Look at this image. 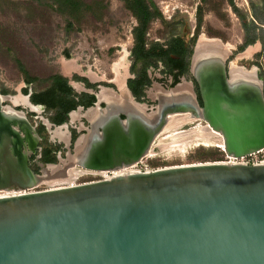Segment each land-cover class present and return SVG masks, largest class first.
I'll use <instances>...</instances> for the list:
<instances>
[{
  "label": "water",
  "instance_id": "1",
  "mask_svg": "<svg viewBox=\"0 0 264 264\" xmlns=\"http://www.w3.org/2000/svg\"><path fill=\"white\" fill-rule=\"evenodd\" d=\"M196 44L187 65L191 80L156 93L151 116L132 100L125 78L118 86L114 79L92 82L75 67L72 73L86 84L106 85L96 91L67 85L94 99L82 113L77 109L86 126L76 120L73 128L74 112L61 125L51 124L40 115L44 106L29 101L30 92L0 94V264H264V163L133 169L152 154L153 138L170 118L202 121L226 157L264 150L257 68L237 67L252 74L230 75L229 51L197 50ZM13 98H24L25 105ZM105 100L112 107L101 108ZM38 130L61 145L55 163L38 161ZM74 168L107 177L36 190L71 179Z\"/></svg>",
  "mask_w": 264,
  "mask_h": 264
},
{
  "label": "rangeland",
  "instance_id": "2",
  "mask_svg": "<svg viewBox=\"0 0 264 264\" xmlns=\"http://www.w3.org/2000/svg\"><path fill=\"white\" fill-rule=\"evenodd\" d=\"M75 1L79 7L70 16L51 11L36 0H0V94L15 96L17 92L22 94V90L39 92L50 84L48 78L54 74L62 77L64 73L71 80L73 67L80 77L92 82L113 79L114 83L122 82L132 65L133 72L138 71L140 62H134L131 55L136 21L123 3L120 0ZM151 1L160 19L148 24L144 35L146 48L179 38L190 51L201 37L209 41L217 39L232 54L228 61L230 68L255 67L264 77V0ZM248 38H258V41L246 45ZM247 52H250L248 57ZM186 77L190 78L187 72ZM27 78L32 80L29 84L25 82ZM18 102L23 105L25 99ZM40 115L48 117L45 112ZM27 119L31 123L33 116ZM174 120L158 136L153 156L142 159V165L156 169L224 160L218 139L205 131L202 132L207 135L206 139H202L203 122L179 124L173 123ZM189 141L192 143L183 145ZM75 171L85 172L74 168L71 179L52 180L36 190L105 178Z\"/></svg>",
  "mask_w": 264,
  "mask_h": 264
},
{
  "label": "trees",
  "instance_id": "3",
  "mask_svg": "<svg viewBox=\"0 0 264 264\" xmlns=\"http://www.w3.org/2000/svg\"><path fill=\"white\" fill-rule=\"evenodd\" d=\"M39 4L47 7L51 11L60 14L72 15L79 7V3L75 0H36ZM124 8L135 19L136 27L133 29V47L131 55L134 62H140V67L137 72H133V65L130 67V72L143 78L144 69L149 66H154L157 61H162L165 65L179 67L184 73L187 72L188 58L190 51H188L181 39L171 38L163 45H151L149 48L145 47V32L148 24L156 19H160V13L151 0H120ZM255 39L248 38L244 44H252ZM169 55L177 57L172 60ZM187 58V60H186ZM22 75L26 78V73L23 69H19ZM50 84L39 91L33 92L29 101L34 105H42L46 111H51L56 114L54 119L55 124H59L64 120V115L67 111L72 109L74 102L69 99L72 92L67 87V80L60 75H52L48 78ZM32 80L27 78L25 82L29 84ZM23 94L25 90L21 91ZM3 93V92H2ZM43 163H53L52 156L49 155L48 150L41 153Z\"/></svg>",
  "mask_w": 264,
  "mask_h": 264
},
{
  "label": "flooded vegetation",
  "instance_id": "4",
  "mask_svg": "<svg viewBox=\"0 0 264 264\" xmlns=\"http://www.w3.org/2000/svg\"><path fill=\"white\" fill-rule=\"evenodd\" d=\"M255 41L257 42L258 38H256ZM169 58L172 60H175V61L178 59L177 57H173L171 55H169ZM128 73H129L128 75H125L124 77H122V80H123V78H125V84H126L128 91L130 92V94L132 96V100L136 103L144 105L146 107V114H150V116H151V114L154 115L153 113H154L155 105L157 104L156 98H155L156 93L158 94L156 96H159V94H162L161 91H163L165 93L169 89H172V88H174L180 84L182 85L183 81L191 80L190 78L186 77V72L184 73L179 67L172 66L171 64L165 65V63L162 61H157L154 66H149V67L145 68L144 72H143V76H144L143 78H140L136 74L130 72V69L128 70ZM259 77L262 81V96L264 99V77H261L260 74H259ZM70 82H72L74 84H82L84 86L83 88H85L86 90H90V91H96L98 86H106L104 83H100L98 85L97 84L88 85L85 83V81L83 79H80V78L75 77V76H72L71 80L66 82V85H68ZM115 83L118 86L121 83V80H116ZM74 89L79 91L77 94L74 91H71L72 94L69 97V99H71L74 102V106L72 107V109H70L69 111H67L65 113L64 120L62 122H60L59 124H55V122H54L55 121L54 119L56 118V114L54 112H51V111H46V109L44 107L43 113L44 112L46 113V115L48 116L47 118L51 122V124H53L55 126L61 125L62 123L67 121L68 113L74 112L73 114L70 115V120L74 121L73 126H75V127H73V128L77 129L78 125H77L76 120H78V121L80 120V122H81L80 113H82L85 109L93 106L94 99L92 96H90L89 94H87L84 91H80V89L77 86H75ZM194 92L196 94L197 105L199 107H201V101H200V98L197 94V90H196L195 86H194ZM25 93H27L26 90H25ZM32 93L33 92H30V96H29L30 98H31ZM151 97L153 98V100H151ZM99 104H100L101 108L112 107L111 103H108L107 101H106V104L103 102H100ZM78 108H81L80 113L77 110ZM38 111H41V109H39ZM175 121H176V123L179 122V124L182 123L181 122L182 119H180V118H176ZM81 123H83V126H86L85 122H81ZM170 125H169V120H168L165 123V125L162 127V129L158 132L157 136L153 138L152 146L154 148H156L158 136L162 133V131H164L166 129L167 126L169 128ZM200 127H206V126L203 125ZM74 129H71V131H70L72 137L75 136ZM79 132H81V131H79ZM38 133L40 135V140L37 143V146L40 148V157H39L38 161L42 164H49V163H43L42 162L43 160H42V155H41L42 151L48 150L49 155L52 156V158H53V161H54L53 163H55L56 162V154L60 153V156H62L63 150H62L61 145H58L55 143L54 144L49 143L47 141V137L45 136V134L42 131L38 130ZM59 134L62 135L61 133L58 132V130H56V132H54V135H56V136H58ZM32 159H33L32 156L29 157L28 163H29L30 169L34 170L35 167H34V164L32 162ZM88 173L94 174V173H90V172H88ZM89 174H85V175H89ZM96 174H99V177H100V176H102L101 174H104V173H96Z\"/></svg>",
  "mask_w": 264,
  "mask_h": 264
},
{
  "label": "bare ground",
  "instance_id": "5",
  "mask_svg": "<svg viewBox=\"0 0 264 264\" xmlns=\"http://www.w3.org/2000/svg\"><path fill=\"white\" fill-rule=\"evenodd\" d=\"M208 46H210V47H212V46H216V48L218 47V48H220L224 53H227L228 52V49H227V47L226 46H224V44L221 46L217 41H209V40H207V39H205V38H203V37H201L198 41H197V44H196V49L197 50H202L203 48H205V47H208ZM249 54H250V52H247L246 54H245V56L246 57H248L249 56ZM118 68H120V67H118ZM228 68H229V73H230V75H234V74H236V72H238V73H243V74H245V75H250V74H252V72H245L244 70H242V69H240V68H236L235 66H233V67H229V64H228ZM118 73V72H117ZM17 98H13V99H11V101L14 103L15 102V100H16ZM0 100H2V98H0ZM17 102H18V100H16ZM21 101H23V98H21ZM23 105H25V103L23 104ZM38 109H40V108H38ZM38 109L37 110H35V109H32L33 111H36V112H39L38 111ZM4 110H7V111H9L7 108H4ZM16 115H18V116H20L19 114H16ZM171 121H172V118L171 119H169V125L171 124ZM173 123H176V121L174 120L173 121ZM166 129H169L168 128V126L166 127ZM165 129V130H166ZM203 130H201V136H202V139H206V137L205 136H207V135H205L204 134V132H202V131H205L206 129H204V128H202ZM211 134V133H210ZM60 135V134H59ZM212 135V134H211ZM61 136V135H60ZM200 138H201V136L200 135H198ZM213 136V135H212ZM174 137V136H173ZM205 137V138H204ZM214 137V136H213ZM175 138V137H174ZM177 138V137H176ZM190 143H192L191 141H189V142H185V143H183V145L185 144H190ZM219 143V142H218ZM219 146L221 147V145H220V143H219ZM222 150V149H221ZM152 155V154H151ZM74 173H81V174H85L86 172H80V171H75ZM94 175H98L99 176V174H96V173H94ZM102 176H105V177H107L106 176V174L104 173V174H101Z\"/></svg>",
  "mask_w": 264,
  "mask_h": 264
},
{
  "label": "built area",
  "instance_id": "6",
  "mask_svg": "<svg viewBox=\"0 0 264 264\" xmlns=\"http://www.w3.org/2000/svg\"><path fill=\"white\" fill-rule=\"evenodd\" d=\"M221 152H223L222 150H220ZM153 155H147L145 158H150ZM144 159V158H143ZM222 162H236V163H243V164H247V165H252V164H257V163H264V150L258 151L256 153L247 155L245 157L242 158H238V159H233V158H229L226 157L224 155V160ZM139 165V168H138ZM133 169H138V170H151L149 167H147L146 165H142V160L136 164Z\"/></svg>",
  "mask_w": 264,
  "mask_h": 264
},
{
  "label": "crops",
  "instance_id": "7",
  "mask_svg": "<svg viewBox=\"0 0 264 264\" xmlns=\"http://www.w3.org/2000/svg\"><path fill=\"white\" fill-rule=\"evenodd\" d=\"M63 74V78H65L66 80H67V77H66V75L64 74V73H62ZM67 81H70V80H67Z\"/></svg>",
  "mask_w": 264,
  "mask_h": 264
}]
</instances>
